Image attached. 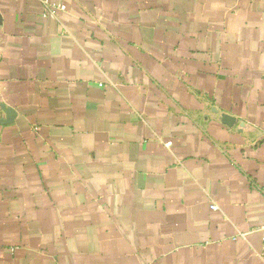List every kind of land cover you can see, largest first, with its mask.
I'll use <instances>...</instances> for the list:
<instances>
[{"label": "crops", "instance_id": "obj_1", "mask_svg": "<svg viewBox=\"0 0 264 264\" xmlns=\"http://www.w3.org/2000/svg\"><path fill=\"white\" fill-rule=\"evenodd\" d=\"M42 1L0 0V264H264V0Z\"/></svg>", "mask_w": 264, "mask_h": 264}, {"label": "built area", "instance_id": "obj_2", "mask_svg": "<svg viewBox=\"0 0 264 264\" xmlns=\"http://www.w3.org/2000/svg\"><path fill=\"white\" fill-rule=\"evenodd\" d=\"M42 3H43V6H44L43 16L56 15L57 12L63 11L65 9V6L62 5V4H54V3L50 4L46 0H43ZM170 145H171V141L168 140V141L165 142V146L166 147H170ZM210 208L216 210L218 207L215 204H212L210 206Z\"/></svg>", "mask_w": 264, "mask_h": 264}, {"label": "water", "instance_id": "obj_3", "mask_svg": "<svg viewBox=\"0 0 264 264\" xmlns=\"http://www.w3.org/2000/svg\"><path fill=\"white\" fill-rule=\"evenodd\" d=\"M222 120L228 125V126H232L235 124V118H233L232 116H228L227 114H222Z\"/></svg>", "mask_w": 264, "mask_h": 264}]
</instances>
